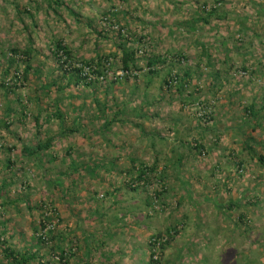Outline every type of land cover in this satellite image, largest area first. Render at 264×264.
<instances>
[{"label":"rangeland","instance_id":"1","mask_svg":"<svg viewBox=\"0 0 264 264\" xmlns=\"http://www.w3.org/2000/svg\"><path fill=\"white\" fill-rule=\"evenodd\" d=\"M49 1L51 7L47 0H0V264H9L7 247L35 254L29 264H58L62 251L73 253L70 264H82L80 233H67L77 216L86 219L102 209L114 199L108 192L115 187L120 199L127 197L122 191H139L152 200L149 211H132L138 221L162 216L177 207L161 203L170 190L166 174L147 184V191L143 184L133 189L138 181L123 172L133 160L150 166L156 158L160 171L180 156L184 171L175 174L177 182L187 179L208 199L179 209L188 217L203 208L208 221L197 228L172 221L165 229L166 220L143 239L139 246L148 249L140 257L152 264L155 247L160 264H264V235L255 245L239 239L237 220L250 221L242 219L243 208L225 205L240 201L257 210L264 200V166L252 157L264 156V0H58L59 6ZM214 7L220 19L204 22ZM119 27L129 46L140 51L141 68L150 54L166 56L167 62L155 74L142 69L137 78L124 77ZM57 41L71 49V67L117 53L111 56L110 81L76 83L71 68L61 69L63 59L54 54ZM176 73L185 83L182 90L170 83ZM16 76L15 91L2 87ZM47 136L54 138L51 148L33 153ZM104 162L115 163L114 172L98 167L92 175V165ZM116 212L121 219L124 212ZM155 238L166 242L164 249L152 244ZM117 241L116 250L122 249ZM119 254L113 255L116 264H129V255ZM140 257L136 262L144 264Z\"/></svg>","mask_w":264,"mask_h":264},{"label":"crops","instance_id":"2","mask_svg":"<svg viewBox=\"0 0 264 264\" xmlns=\"http://www.w3.org/2000/svg\"><path fill=\"white\" fill-rule=\"evenodd\" d=\"M50 137L53 138L52 136H47L46 140ZM48 150L49 149H47L46 151ZM254 154L255 152L253 153L252 156H256ZM115 168L116 166H112V168H109L107 172L113 173ZM78 169L79 168H77V171H79ZM92 169H95L96 170L95 172H99L98 167L90 168V171ZM161 169L165 171V174L168 178L167 181L169 182L170 185V190L162 194L161 203H164L165 207L175 206V205H177V207L171 208L169 211L162 214V216H158L160 214L157 213L158 215L155 217L149 216L146 217L144 221H138L137 217L132 211L138 209H144V207L148 210L150 206L152 207L151 205L152 200L147 201V198H149L148 195H146L145 192L141 193L139 191H122L124 194L127 195V197L125 200L120 199L119 189H117L116 187L113 188L110 194V198L113 197L114 199H112L111 201H109L110 199H108V201H106L105 204H101L104 205L102 209L97 208L90 217L88 218L85 217L86 219L77 216V220L73 222L71 225L72 227L68 228L67 233H69V231H72L73 233H80V236L76 238L81 242L83 249L81 251L82 258L80 260V263L83 262L85 259V261L82 264H92L93 261L94 262L98 261L100 262V264H116L117 262L114 259L115 257H113V255L120 253L119 255H124V256L129 255V258L127 259L129 261L127 263L138 264V262L136 261H138L142 253L146 252V250L148 249L146 247L144 248L143 251V248H141L139 245L143 242L144 238L149 239V237L153 233H155L154 230L158 228L162 229L163 223L166 220L169 221H166L167 227L165 229H169L170 227H172L171 226L172 221L174 223H182V225L183 226L186 225V227H189L190 225H194V228H197L199 226L202 227L203 224L206 221H208V219L204 220V214L208 215V213L203 211V208L196 209L192 213H188L189 215L188 217H187V213H184L186 211L179 209V206L194 207V205L196 206L201 203H206V200L208 199V197L206 196L201 197L198 193L199 189L193 187L188 182L187 179L183 181V184H179L177 182L175 174L179 175L178 171L179 170L184 171V167L180 166L178 168H175L173 166L168 167L165 165ZM133 171L134 170L132 167V168H127L123 173H133ZM95 172L91 171V173H95ZM181 178L184 180L183 177ZM110 186L111 185L109 183L108 187L111 188ZM142 188L144 190L150 191L149 190L150 186L146 185V186H142ZM116 193L118 197L115 196ZM134 195H138L139 199L133 197ZM172 195L173 197H171ZM262 201L263 203L261 205H257L258 208L255 207L257 210L250 209L247 207H242L240 201H236L238 203L236 208H243L241 211L243 212V214L241 215L242 219L247 218V220L249 219L250 221L248 224L243 225L242 222H239V220H237L239 224V227L237 228L238 229L237 234L239 235V239H243L244 237H246V239H248V241L253 245H255L256 243L260 244L262 242L264 235V233H259L262 226L264 228V219L262 217L264 216V200ZM175 202L176 204L174 205ZM95 204L97 203L95 202L92 203V205ZM204 206L207 207V205ZM124 207L125 209H128L127 207H130V212L125 211V209H123ZM115 208H117V210ZM179 210L182 211L183 214L179 215ZM116 211L124 212V213H120L121 219L116 218L115 216L116 214L114 213ZM179 216H181V219L175 218ZM66 218L67 220H69L68 215L66 216ZM260 219L263 220V223L259 222ZM254 226L256 228L253 229ZM88 227H91V229H93L92 233H87ZM180 234L181 233H179L178 235ZM118 239L121 241L119 244H122L123 246L122 249L116 250L117 242H119L117 241ZM263 252L262 253L259 252L260 255H263ZM134 254H136L137 256L136 260L133 259ZM142 257H140V261L144 264H149L148 262H146L148 257H145L144 259H142ZM191 264H196V263L192 262Z\"/></svg>","mask_w":264,"mask_h":264},{"label":"trees","instance_id":"3","mask_svg":"<svg viewBox=\"0 0 264 264\" xmlns=\"http://www.w3.org/2000/svg\"><path fill=\"white\" fill-rule=\"evenodd\" d=\"M47 2H48V6L51 7V3H53V2L49 1V0H47ZM54 3L57 6H59L61 4V3H59L58 0H55ZM205 8H206L205 4L201 6V10L205 11ZM26 12H27V14H32V12H30V11H26ZM215 12H217L216 7L210 8V9L208 8V13H207L208 17H204L203 21L206 23L207 22L209 23L210 19L213 18V16H216L217 19H220L219 16H221V15H219V16L215 15ZM114 15H116V14H114ZM31 16L34 17L33 14ZM104 19L111 22L110 25L114 24V22H115L113 20L114 18L104 17ZM241 31L242 30H240V32ZM118 32H119V35L121 37L123 36V43L120 46L121 56H120L119 62L121 64L120 70H121V72H123L124 77H126V78H130V77L137 78V73L139 71H141L142 69L148 70L149 73H151V74H155L157 72V67H159V65L167 62L168 57H166V56L150 54V55L145 56V61H146L145 65L146 66H143V68H141L139 66V55H138L140 51H138V49H136V47L129 46V44H128L129 39L125 38L126 41L124 40V30L122 28L119 27ZM55 49H56V51L54 52L55 56H59L60 58L63 59L61 65H60L61 69L65 68L64 70L69 72L68 67H70L71 68L70 70L72 71L71 75L75 76L76 83H80L83 80L88 85L95 84L98 82L99 83H106L109 80L108 74H109L110 70L113 69V65L115 64V63H113V59L111 58V56H117V53H115L112 55H107L104 58L100 57L96 61L94 59L83 60V61H81V64L78 65V67L76 65H75V67H71V62L73 64L74 63L73 60H75V59L73 58V53H72L71 49H69L68 45L64 44L62 41H57ZM23 52H24V54L27 55V58H29L31 56V49H26ZM12 53L15 56H19L20 50L19 49H12ZM171 57L176 58L177 55H174ZM110 61H112V62H110ZM31 68H32L31 65H29V66H27L26 70L28 71ZM243 68L245 69L246 67H243ZM86 69H89V70L86 71ZM5 75L7 76V73ZM170 75H171V82L170 83L171 84L174 83L175 86H178V88L180 90L184 89L185 83L182 82L183 79L179 78L178 77L179 75L177 73L174 76H172V74H170ZM90 76H94V78H90ZM100 77H103V79H100ZM124 77L123 78L118 77L116 80L117 81L123 80ZM26 78H27V75H26V73H24L22 79L25 80ZM17 82H18V77L16 76L15 79H13V77H12V79H10L9 81H5L4 84H2V87L8 89L9 92H13V91H15L16 88H18ZM170 83L167 80L166 84L168 86H170ZM36 99L40 100L38 97ZM254 109H255V106H251L249 108L250 112H252L253 115L256 114L254 116H257L256 112H258V111H255ZM99 111H101V110H99ZM56 117L57 118L58 117L63 118L61 113H57ZM36 121L39 122V117L36 118ZM110 122L111 121H108V122L106 121L104 124V127L108 128ZM2 124L5 126L6 129H8L10 127V125L8 124V122L6 120L3 121ZM53 140L54 139L50 137L45 141V143H43V144L39 143L36 146V150H34L32 152L35 154L36 153L38 154L42 150L50 149L52 144H53ZM153 144H155V142H153ZM198 148H199V150H200V148L202 149V145H199ZM26 149H27V147H26ZM28 151H31V150H28ZM156 156H157V151H156ZM252 157L257 158L261 162V165L264 166V156H259V157L252 156ZM181 159H182V157L180 156L179 161H177V162L174 160L171 161L170 166L171 167L173 166L175 168L182 166ZM133 161L134 162H133L132 167H133L134 171H133V173H128L131 176V182L132 183H134L135 181H138L136 185H134L135 183L131 184V187L133 189H135L134 186H140V184L141 185L143 184L144 186H146L147 184H150V185L154 184V181H157L158 179H161V178L163 181V175L165 174V171L163 169H161L160 171L157 169V166L159 163V158H156L155 161L153 162V165H150V166H147L145 163H138L137 160H133ZM103 164L102 165H100V164L94 165L93 164L92 168L102 167V168L106 169L105 171H107V169L112 168V166H115V163H111V162L109 165H105V162ZM72 166H74V163H72ZM74 168L75 167H73V169ZM91 171L95 172L96 170L92 169ZM102 171H103V169H102ZM96 173L97 172L92 173V175H97ZM162 191L164 192L165 190H162ZM159 193H157L156 196H158ZM110 194H111V192H108V196ZM115 196H117V193L115 194ZM237 204L238 203L235 202V205H234V202L230 201L229 204H225V205L228 206L227 208L231 209V208H235V206H237ZM241 214H243V212H241ZM43 218H44V220H46V215L43 216ZM248 223L249 222L246 223V221H245V224H248ZM43 227H44V225H43ZM168 233L170 234V231ZM173 233H174V235L178 234L176 230ZM169 237H170V235H169ZM172 238L173 237L171 236L170 240ZM165 246H166L165 241L160 242V249L161 250L164 249ZM3 251L6 253L5 257L7 258L9 264H29V262L31 260L35 259V254H29V253L20 254L18 251L12 249V247H7L6 249H3ZM72 254L73 253L69 254L65 251H62L58 264H70L69 257L72 256ZM151 260H152V264H160L159 259L152 258Z\"/></svg>","mask_w":264,"mask_h":264},{"label":"built area","instance_id":"4","mask_svg":"<svg viewBox=\"0 0 264 264\" xmlns=\"http://www.w3.org/2000/svg\"><path fill=\"white\" fill-rule=\"evenodd\" d=\"M88 68V67H87ZM89 70V69H86V71ZM90 78H94V76H90ZM100 79H103V77H100ZM163 240L159 239V238H155L153 239L152 241V244L154 246H156V248L158 249V251H160V242H162ZM155 247H153V252L155 253V258H158L159 256V253L155 251L154 249Z\"/></svg>","mask_w":264,"mask_h":264},{"label":"clouds","instance_id":"5","mask_svg":"<svg viewBox=\"0 0 264 264\" xmlns=\"http://www.w3.org/2000/svg\"><path fill=\"white\" fill-rule=\"evenodd\" d=\"M151 256H152V258H154V259H159L160 257H158V258H155V253L152 251V253H151ZM160 256V255H159ZM160 260V259H159Z\"/></svg>","mask_w":264,"mask_h":264}]
</instances>
